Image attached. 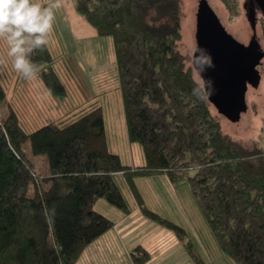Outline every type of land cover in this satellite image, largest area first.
Segmentation results:
<instances>
[{"label": "trees", "instance_id": "trees-1", "mask_svg": "<svg viewBox=\"0 0 264 264\" xmlns=\"http://www.w3.org/2000/svg\"><path fill=\"white\" fill-rule=\"evenodd\" d=\"M71 1L98 36L112 39L126 135L141 146L144 162L123 165L109 151L98 104L26 131L5 102L0 73V108H6L0 120V264H76L114 226L95 208L99 198L123 213L131 210L117 177L140 212L173 231L195 264H213L196 254L183 227L146 206L136 181L164 175L171 183L186 179L220 249L236 264H264V150L232 140L208 99L193 96L198 81L178 47L181 0ZM220 1L234 14L235 1ZM31 59L46 92L66 99L48 45ZM25 143L33 155L46 157L48 175H34ZM131 254L134 264L150 259L142 245Z\"/></svg>", "mask_w": 264, "mask_h": 264}, {"label": "rangeland", "instance_id": "rangeland-1", "mask_svg": "<svg viewBox=\"0 0 264 264\" xmlns=\"http://www.w3.org/2000/svg\"><path fill=\"white\" fill-rule=\"evenodd\" d=\"M199 1L201 0H181L183 38L178 47L182 54L189 57L188 64L191 67L192 53L196 49L195 15ZM233 1L236 2L235 12L230 14L220 0H207L226 31L238 41L246 44L252 36L249 21L245 16L246 0ZM41 2L46 5L48 0H41ZM256 16V35L264 50L263 16L259 12ZM48 47L51 54L56 57L53 68L67 86L68 105L72 108L69 110L68 107L67 112V105L64 102H59V105L51 102L49 99L53 98L44 89L38 75L31 82H25L9 62L7 67H0L1 84L6 93L5 102L12 105L20 119L21 126L30 132L56 118L68 121L77 116L78 112L89 109L88 104L91 102H99L103 104L105 134L109 151L117 153L123 165L142 164L144 158L141 146L138 143H130L126 135L111 37L98 36L94 28L74 11L72 1L66 0V6L55 11L54 30L49 38ZM6 51V45L0 42V55L5 54ZM258 69L261 74L259 85L256 88L248 86L245 95L247 110L241 114L237 122H231L218 114L212 104H210V111L218 117L223 133L238 142L240 146L260 147L264 150V57ZM194 76L199 82V75L194 74ZM45 92L47 94H44ZM46 96L48 103L44 101L47 99ZM56 99L59 101L58 98ZM48 105L59 108L58 111H61V114L56 115L47 110ZM5 113L6 108L2 105L0 120L6 115ZM23 150L25 156L34 164V175L39 178L48 175L49 167L46 157L33 155L28 143L23 145ZM136 182L148 209L183 227L196 254L206 263L236 264L220 249L205 217L197 206L186 179L171 183L164 175L150 176L138 179ZM117 184L129 208H137L138 212L127 218L122 211L99 198L95 205L97 210L112 218L114 222L123 216L122 220L128 222L123 224L125 228L119 229V237L115 232V225L113 229L110 228L102 234L113 230L114 237L111 239V247L105 248L111 258L102 259L100 253L103 254V250L93 244L101 235L84 249L76 264H134L131 250L137 245L144 246L150 253V259L141 264H195L187 248L173 231L140 212L121 177H117ZM28 194H33L32 187ZM130 230L133 231L132 234ZM86 251L92 257V262L87 259V254H84ZM109 260L113 262L106 263Z\"/></svg>", "mask_w": 264, "mask_h": 264}, {"label": "water", "instance_id": "water-1", "mask_svg": "<svg viewBox=\"0 0 264 264\" xmlns=\"http://www.w3.org/2000/svg\"><path fill=\"white\" fill-rule=\"evenodd\" d=\"M247 2V19L252 30L247 44L226 31L207 0L199 1L195 15L196 48L206 49L215 64L204 73V79H211L214 84L207 99L218 114L231 122H237L247 110L246 91L248 86L258 87L261 74L257 65L264 57L256 35V14L259 11L264 18V0Z\"/></svg>", "mask_w": 264, "mask_h": 264}, {"label": "clouds", "instance_id": "clouds-1", "mask_svg": "<svg viewBox=\"0 0 264 264\" xmlns=\"http://www.w3.org/2000/svg\"><path fill=\"white\" fill-rule=\"evenodd\" d=\"M66 6V0H0V42L7 51L0 55V67H11L25 82L39 74V65L31 59L34 52L44 51L54 30L55 11ZM215 67L206 49L196 48L192 53V68L200 81L193 88V96L206 100L214 90L211 79L204 73Z\"/></svg>", "mask_w": 264, "mask_h": 264}, {"label": "crops", "instance_id": "crops-1", "mask_svg": "<svg viewBox=\"0 0 264 264\" xmlns=\"http://www.w3.org/2000/svg\"><path fill=\"white\" fill-rule=\"evenodd\" d=\"M73 17V16H72ZM79 31H81V30H79ZM44 94H47L46 92L44 93ZM45 98H47V96L45 97ZM48 99V98H47ZM67 99V98H66ZM66 99H61V100H59V101H56L57 99H55V98H53V99H49L51 102H54V103H58V105L60 104L59 102H68V100H66ZM86 100V99H85ZM87 100H90V99H87ZM39 104H41V103H39ZM91 104H98V105H100L101 106V108H102V111L104 112V110H103V104H101V103H99V102H91L90 104H88V105H91ZM71 106H69V108H70ZM47 110H49L50 112H53L54 114H56V115H58V114H61V111H58L59 110V108L58 109H56V108H54V107H52V106H50V105H48V107H47ZM62 115H60V117H61ZM103 117H104V114H103ZM104 124H105V117H104ZM105 126V125H104ZM105 128H106V126H105ZM120 211H118V213H119ZM138 212V210H137V208H135V209H131L130 210V212L129 213H123L124 214V216H126L127 218H129L130 216H132V215H134V213H137ZM123 216V217H124ZM123 217H120V219H118L117 218V221H115L114 222V227H116V228H114L115 229V232H116V234H117V236L119 237V229L120 228H125V225L123 226V224H125V223H127L128 221H126V220H122L123 219ZM123 226V227H122ZM112 228V229H113ZM111 229V231H110V233L108 232V233H106V234H104V235H102L99 239H97L96 241H95V243H93V244H96V246H98V247H100L102 250H103V254H101L100 253V255H101V258L103 259V258H111V256H110V254L109 253H107L106 251H105V248H110L111 247V239H113V237H114V235H113V230ZM130 233L132 234L133 233V231H131L130 230ZM90 249H88V251H89ZM88 251H86V252H84V254H87V259L90 261V262H92V257L91 256H89L88 255ZM126 260H127V258L126 257H124ZM99 261V260H98ZM113 261H111V260H109V261H106V263H112Z\"/></svg>", "mask_w": 264, "mask_h": 264}, {"label": "flooded vegetation", "instance_id": "flooded-vegetation-1", "mask_svg": "<svg viewBox=\"0 0 264 264\" xmlns=\"http://www.w3.org/2000/svg\"><path fill=\"white\" fill-rule=\"evenodd\" d=\"M248 0H246V3H245V16H246V18H247V12H248V10H247V8H248V2H247ZM250 40V39H249ZM249 42V41H248ZM247 42V43H248ZM246 43V44H247ZM245 44V43H244ZM261 50H262V48H261ZM260 63H261V61H260ZM260 65V64H259ZM259 65H257V67H259ZM259 70V69H258Z\"/></svg>", "mask_w": 264, "mask_h": 264}]
</instances>
